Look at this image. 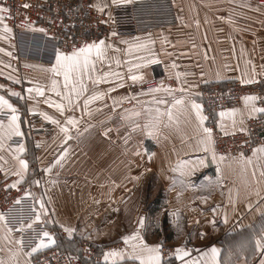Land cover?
I'll list each match as a JSON object with an SVG mask.
<instances>
[{"label":"crops","instance_id":"0c3cea01","mask_svg":"<svg viewBox=\"0 0 264 264\" xmlns=\"http://www.w3.org/2000/svg\"><path fill=\"white\" fill-rule=\"evenodd\" d=\"M92 2L95 4L98 0ZM106 2L109 4L106 10L110 12L114 5L111 0ZM174 2L179 24L140 37L142 40L150 38L154 41L150 45L153 56L149 58L158 63L133 69L129 73L132 64L143 63L140 58L147 57L144 50L135 49L129 51L128 60L115 51L112 63L105 68L104 64L97 62L96 75L107 71L121 73L120 67H125L129 75L123 79L122 87H117L121 82L115 77L109 78L107 90H115L103 100L93 101L89 105L91 115L83 110L84 97L78 107L65 110L63 114L53 107L51 102L63 101L51 90V66L33 63L31 59H25V63L30 65L25 72L32 74L25 93L19 97L10 96V92L20 93V63L12 61L7 55L12 47L16 50L17 45L0 39V48L6 49V52H0V74H6L9 78L7 81L0 80V85H3L1 89L6 93L0 92V95L17 109L25 147L20 158L29 162L24 181H40L39 184H33L34 193L37 201L44 202L46 209L40 220L37 221L35 217L33 222H47V231L56 241L50 246H59L60 240L49 224L74 228L72 235L78 233L98 245L113 244L104 249L101 261H86L94 262L90 264H113V258L107 262L104 260V253L112 249L125 251V259L116 258L115 264H139V261L128 258L131 244L126 245L121 239L138 228L145 243H163V246L172 247L171 254L162 253V264H182L174 255L175 249L181 246L191 250L189 256L184 257L185 260H198L200 264H204L206 259L207 264H212L210 257L200 255V251L212 246L220 249L217 257L219 264H260L264 257L255 250L254 245V240L264 227V216H261L264 211V191H261L260 196L256 195L258 188L264 189L260 168L256 167V176L253 177L255 158L253 164L249 165L240 160V155L234 157L216 153L217 161L213 162L211 153H205L202 146L197 150L202 131L197 129L198 122L188 100L202 105L201 91L211 84L231 80L255 81L264 77V0ZM115 58L120 59L119 65L115 63ZM102 68L108 70L103 71ZM159 72L174 78L175 86H167L176 90L171 95L164 91L131 93L130 85L138 83L130 79L132 75L143 73L145 78L150 73L156 75ZM177 72L186 75L178 80ZM55 78L63 91V76ZM35 83L44 88L43 96L27 91ZM180 88L188 91L181 92ZM95 89L107 92L106 83L96 85ZM182 96L185 97V104L173 107L174 98L180 99ZM113 99L117 101L115 105ZM160 99L166 103H156ZM253 105L262 108L257 100L248 106L243 100L241 107L236 108L240 110L235 116L237 122L243 119L245 125L249 118L261 114L251 111ZM170 107L172 119L165 114L160 117L159 123L153 120L158 131L149 135V129L143 127L149 121L147 110L152 109L151 115L154 117L156 108L166 113ZM126 110L141 112L140 117L132 118L141 125L139 129L132 130L131 121L122 119L127 115ZM30 111L41 115L47 113L59 120L61 126H67L65 120L70 115H74L79 123L70 128L71 139H65V134L56 124L57 131L53 136L33 138L26 134L25 126V113ZM5 112H8V118L3 122L7 124L12 113L4 109L0 115ZM218 125L220 129L223 125V132L235 131L229 116L222 118L218 115ZM204 127H208L206 121ZM105 130H108L107 135L104 134ZM14 137L6 138L5 147L0 150V155L8 162L4 167L10 168L8 175L3 170L0 173L10 184L18 179L12 174L17 166L13 156L19 145L12 143ZM65 148L68 152L61 166L56 161ZM221 155L225 157L223 161L219 160ZM244 156L250 157L252 153ZM196 157L204 158V165L194 168L192 164L185 165L183 175L181 171L172 170L178 161L194 162ZM32 164L38 165V172L32 170ZM49 167L52 168L51 172L44 171ZM217 167L223 179L222 184L216 183ZM208 178H211V184ZM177 193H180L179 197ZM201 198L205 199L202 201ZM154 201L158 209H152ZM140 217L145 218L143 227L139 226ZM8 229L4 220H0V259L5 264H31L35 254L41 250L31 252L39 241L24 248L19 243L21 234L12 229L9 232Z\"/></svg>","mask_w":264,"mask_h":264},{"label":"built area","instance_id":"2783aa9c","mask_svg":"<svg viewBox=\"0 0 264 264\" xmlns=\"http://www.w3.org/2000/svg\"><path fill=\"white\" fill-rule=\"evenodd\" d=\"M0 2L11 8L12 18L6 22L13 30L11 41L17 45V49L12 56L18 63L23 59H38L52 64L55 62L57 49L71 52L75 47L102 38L118 39L179 24L174 0H134L127 5H114L110 10L111 18L109 11L101 13L92 7V0ZM24 4H29L30 7L24 8ZM25 24H31L32 27H25ZM33 28H44L47 35L34 31ZM112 31H116L118 35L111 36ZM162 81V78L152 79L141 83L140 88H135L145 93L149 88L161 85ZM245 95L257 96L259 106L264 108V77L250 84H244L240 80L215 83L201 91L203 112L208 117L207 126L213 129L215 151L218 154L235 157L240 153H252L253 148L264 145V113L249 118L244 125L247 129L244 133L235 130L225 135L226 132L219 128V113L229 108L241 107ZM7 117L8 113L0 115L1 120H6ZM27 122L28 135L33 138L50 136L54 132V126L38 113H29ZM23 141L24 137L16 136L12 139L13 144H21ZM5 185L10 183L0 173V214L5 218L8 228L21 234L20 245L29 248L41 239L42 233L48 228L45 223L33 222L38 209L33 197L24 195L25 191H29L27 185L23 182L16 188H6ZM52 232L57 235L54 230ZM75 240L81 257L62 247L49 246L38 251L31 264H83L82 260L101 261V248L87 239ZM172 252V247H163L164 255Z\"/></svg>","mask_w":264,"mask_h":264},{"label":"snow or ice","instance_id":"6c2138e0","mask_svg":"<svg viewBox=\"0 0 264 264\" xmlns=\"http://www.w3.org/2000/svg\"><path fill=\"white\" fill-rule=\"evenodd\" d=\"M132 0H111L112 5H127L130 4ZM24 8L30 7L29 4H24ZM92 7H94L97 11L103 13L106 9L109 8V4L106 2V0H98L97 3L93 4ZM11 8L9 6H6L5 3L0 2V39L8 40L11 33L12 28L9 27L7 24V19L12 18L11 15ZM109 18H111V13H108ZM27 19V17L25 18ZM107 21H105L106 23ZM114 22V21H113ZM198 23V22H197ZM25 27H32L31 24H25ZM34 31H39L42 33H45L47 35V30L44 28H33ZM111 36L115 37L118 35L116 31H112L110 33ZM135 42H130L129 40H122L121 43L128 45V50H144L147 53V57H141L140 59L143 61V63L138 64H132L129 67V72H131L133 69H141L142 67H146L148 64L151 63H158L155 59H150L149 57L153 56V53L150 49V45L154 43L150 38L147 40H144L141 42L140 37L134 38ZM195 47V45H193ZM114 46L111 43L106 42V38L99 39L98 41H92L90 43H85L84 45L80 47H75L71 52H62L59 49L56 50L55 53V63L51 66L50 72L53 75V78L51 79L52 84V91H55L58 96L62 98L63 102L55 103L51 101H45L46 103H52V106L55 107L61 114L65 112V110H74L76 107L80 105V100L82 97L83 99V110L86 111L89 115H91V109H89V105L93 101L97 100H103L104 97L109 93L114 91V88H109L107 92L105 91H99L93 88L91 94H89V87L88 82H90L93 86L99 85L101 83H108L109 78L115 77L117 81H120L121 83L117 84V87H122V81L124 79L123 75L119 72H103L101 75H96V64L97 61H111L112 58L108 56V50L113 49ZM116 52H120L121 49L115 48ZM0 52H6V49L0 48ZM7 55L11 56V52H7ZM115 63L119 65L121 63L119 58H115ZM30 66V65H26ZM172 67H176L175 64L172 65ZM253 70H255V65H253ZM182 75H186L185 73H176V78L179 80V78ZM63 76V91L60 90L59 87V81L55 77ZM11 79L15 80L14 77H10ZM130 79L133 82L140 81V82H146L144 80L143 73L139 75H132ZM19 82V81H16ZM244 84H250L253 81L252 80H242L241 81ZM0 87H3V85H0ZM181 92H187L188 90L185 88L179 89ZM27 91L29 93L35 92L39 96L44 95V88L40 86L38 83H35L33 87L28 88ZM167 92L169 95L172 94V92L176 91L175 89H172L170 87H167L161 83V85L155 87V88H149L147 90V93L142 94H149V93H158V92ZM10 95L19 97V92H10ZM258 99L255 95H245L243 97L245 106H248L249 104H252V102L256 101ZM117 101L113 99V105H115ZM158 104H165L166 101L163 99H160L156 101ZM188 103L191 106V109L195 113V117L197 120V129L199 131H202V136L198 140V149L202 146V149L205 153H211L213 162L217 161V155L215 151V141L213 139V129L209 127H204V122L208 119L207 116L203 115L202 112V105L197 104L194 100H188ZM185 104V97H181L180 99L174 98V105H184ZM4 109L10 110L12 115L8 119V123L5 124L3 120H0V150H3L5 147V139H11L13 136L22 137L24 134L20 130V124H19V116L16 114L17 109L13 106L12 103L8 99H6L3 95H0V112H3ZM149 113V121L145 123L143 126L146 129H149L148 134L152 135L154 131H158L157 128L154 127L152 121L155 120L157 123L160 122V117L163 115H167L169 119H172V109L171 107L167 109L166 113H162L159 108H156L155 116L153 117L151 114L153 112L152 109L147 110ZM239 109L232 108L228 109L227 111H221L219 113L220 117L229 116L232 118V128L234 130H238L241 133H244L247 131V129L244 127V121L241 119L239 122L235 119L236 114L239 112ZM252 112H260L264 113V108H255L253 105ZM127 115L123 116L122 119L130 120L131 121V128L132 130H137L141 127L140 124L136 123L134 120H132L133 117H140L141 112L139 111H131L128 112L126 110ZM44 118L46 120H50L53 124H56L58 127H60L61 132L65 134V139H71L70 136V128L77 126L79 121L75 118L74 115H70L65 120V125L67 126H61L60 121L54 119L52 116H49L47 113H42ZM221 129L223 130V125H221ZM107 131L105 130V135H107ZM227 135V133H225ZM146 151V150H145ZM25 152L24 144H19L16 149L13 156V159L16 161V168L15 172L12 173L18 177L16 181H14L10 185H5L6 188H16L17 185L24 182L25 174L28 171L29 168V162L25 159L20 158V154ZM68 149L65 148L64 151L60 154V158L56 161L57 164L62 166V161L64 157L67 155ZM139 155V153H136ZM154 155V153L152 154ZM240 160L245 162L246 164L252 165L253 159L255 158L256 164L252 171V176H256V167L260 168V176L262 180H264V145H260L256 148L252 149V156L245 157L243 153H240L239 156ZM225 157L221 155L219 157L220 161H223ZM235 159V158H234ZM149 160H151V155H149ZM0 170H3L6 175L10 173V168H5L4 164H7L8 162L4 159L2 155H0ZM205 159L201 157H196L195 161H178L177 166L174 167L173 171H181V175H183V167L188 164H192L193 168L197 165H204ZM44 171L51 172L52 168L49 167L47 169H44ZM217 177H216V183L222 184L223 179L222 176L219 175L220 169L217 167ZM135 179H138V177H134ZM209 184L212 183L211 178H208ZM173 181L175 183V178H173ZM34 184H39L40 181H33ZM55 183V181H53ZM181 184H183V181H180ZM259 184L260 181H257ZM261 191H264V189L258 188L256 190V195L260 196ZM25 196H32L35 200V193L31 191H25ZM180 193H177V196L179 197ZM264 198V197H262ZM51 198H49L50 200ZM202 201L205 198H201ZM17 202H19V198H17ZM99 203V201H96ZM232 203H235V201H231ZM39 203V210L37 211L36 220L39 221L42 214H45V204L42 201H37ZM219 207V205H217ZM249 208L252 207L251 204L248 205ZM216 209L214 208L213 211ZM261 216H264V211L261 212ZM2 214H0V220H4ZM144 217L139 218V226L143 227L144 225ZM225 222H227V215L225 214ZM214 223V221H213ZM62 228H64V231L68 233L69 236H71L75 229L71 227H65L64 225H60ZM9 232H11V229H8ZM45 238L47 242H45ZM126 245L131 244V252L127 253V256L129 259L133 261H139V264H162V253H163V243H157L154 245H149L144 242L143 238L140 236L139 228L137 231H134L130 235H125L121 238ZM19 243H22L20 241ZM56 243L54 236L49 233L48 231H45L42 233V237L39 240V242L35 245L34 248H32L31 252L35 253L38 250L42 248H47L50 245H54ZM255 250L259 251L261 256L264 257V227L261 228L260 235L258 238L254 240ZM190 249H186L185 247H177L175 249L174 255L177 259L182 261V264H200V261L198 260H185L184 257H188L190 254ZM200 251V250H197ZM220 253V249H218L215 246H212L210 249L200 251L201 257L209 258L212 261V264H219V261L217 259L218 255ZM15 255V254H14ZM31 255V253H29ZM109 258H113V264H115V259L119 258L120 260L125 259V251L119 250V249H112L110 251H107L104 253V260L107 262ZM0 264H5V261L0 259ZM18 264V262H17ZM204 264H207V259L204 261ZM260 264H264V258L261 259Z\"/></svg>","mask_w":264,"mask_h":264},{"label":"rangeland","instance_id":"374dc122","mask_svg":"<svg viewBox=\"0 0 264 264\" xmlns=\"http://www.w3.org/2000/svg\"><path fill=\"white\" fill-rule=\"evenodd\" d=\"M156 30H158V29H156ZM153 31H155V30H153ZM150 32H152V31H150ZM146 33H149V32H146ZM146 33H141V34H139V35H133V36H125V37H120V38H118V39H113V38H111V39H106V42L107 43H111L113 46H114V48L113 49H109L108 50V56L110 57V58H112L113 57V55H114V53H115V48H117V47H119V49H121V51L120 52H116L118 55L120 54L121 55V57H125L126 59L129 57V50H128V45L127 44H124V43H121V41L122 40H129L130 42H135L134 41V38L135 37H143L144 35H146ZM12 35H13V31H12V33H11V35H10V37H9V39H8V42L10 43V44H14V42H12L11 41V37H12ZM144 40H142L141 39V42H143ZM12 49H14L13 47L11 48V50ZM9 51V52H11V53H13V51H15V49L13 50V51ZM10 58H11V60L12 61H15L14 60V58H13V56L11 55L10 56ZM129 59V58H128ZM127 59V60H128ZM31 61H33V63H36V64H40V65H45V66H52L53 64H51V65H49L48 63H44V62H41L40 60H38V59H31ZM98 62V61H97ZM100 62V64H104V68L105 67H107V66H109V64H111L112 63V59H111V61L109 62V61H99ZM27 65V62L25 63V59H23L21 62H20V95L21 94H23V93H25V88H26V85L28 84V82H30L29 80H31V77H32V74L31 73H27V72H25V69H26V66ZM97 65V64H96ZM104 68H102L103 69V71H107L108 69H104ZM111 68V67H110ZM120 71H121V74L123 75V77H124V80L125 79H127L128 78V75H129V73L127 74V70H126V68L125 67H120ZM99 72V71H98ZM102 72V71H101ZM102 74V73H101ZM156 78H162V84L163 85H165V86H175V80H174V78H171V77H169V76H167V75H165V74H162V73H160L159 72V74H156V75H154V74H148L147 76H145V78H144V80L145 81H149V80H152V79H156ZM0 80L2 81V80H5V81H7V80H9V78H7L6 77V74H0ZM166 80H168V81H166ZM142 82H140V81H138V83L136 82V83H134V84H132V85H130L131 87H130V90H131V93L132 94H142V93H144V92H140V91H138L135 87H137V88H140V84H141ZM88 87L90 88V89H92V88H96V85L95 86H93L90 82L88 83ZM136 89V90H135ZM106 91H107V83H106V89H105ZM0 92L1 93H3V94H6L2 89H1V87H0ZM89 92H92L91 90L89 91ZM145 93H147V92H145ZM9 94V93H8ZM10 96H12V95H10ZM5 113H8V112H5ZM29 113H36V112H26L25 113V123H26V134L28 135V132H27V126H28V122H27V115L29 114ZM3 114V113H2ZM38 114H40V113H38ZM40 116L45 120V121H47V122H49V123H51L50 121H48V120H46L41 114H40ZM8 118V117H7ZM1 120V119H0ZM52 124V123H51ZM53 126H54V124H52ZM56 131H57V128L54 126V132H53V134L52 135H50V136H53L55 133H56ZM29 136V135H28ZM50 136H38V137H35V138H48V137H50ZM31 137V136H30ZM32 170L33 171H36V172H38L39 171V169H38V165L36 164H32ZM30 179H31V177H30ZM24 184H26L27 186H28V188H29V191H31V192H36L35 191V186L33 185L34 183L32 182V180L30 181H24L23 182ZM154 200H158V198H155ZM156 201H154V204H153V207H152V209H158L159 207H158V205L156 204ZM35 203H36V207H37V209H38V203H37V198H36V195H35ZM46 225H48L47 224V222L45 223ZM51 227L50 228H52L56 233H57V239L58 240H60L59 241V247H62V248H64V249H67V250H69L70 252H72L74 255H76V256H79V257H81V251H80V248H79V246H78V242L75 240V239H77V240H80V239H87V240H89L88 238H86V237H84V236H82V235H80V234H78V233H76V234H74V235H72L71 237H69V236H67V233L64 231V228H62V227H59L58 225H56V224H49ZM159 231H160V229H158ZM165 231H167V230H165ZM65 233H66V235H65ZM90 241V240H89ZM90 243L91 244H93V245H96L98 248H101V250H102V252L104 251V249H106L107 247H111V245H113V244H108V245H98V244H96V243H94V242H91L90 241ZM163 247H166V245L165 246H163ZM83 261V264H86V263H94V262H86L87 260H82Z\"/></svg>","mask_w":264,"mask_h":264}]
</instances>
